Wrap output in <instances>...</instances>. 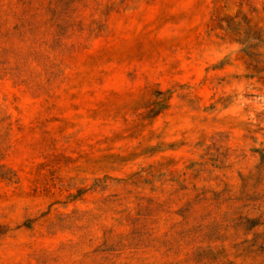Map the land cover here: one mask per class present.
Segmentation results:
<instances>
[{
  "label": "rangeland",
  "instance_id": "obj_1",
  "mask_svg": "<svg viewBox=\"0 0 264 264\" xmlns=\"http://www.w3.org/2000/svg\"><path fill=\"white\" fill-rule=\"evenodd\" d=\"M0 264H264V0H0Z\"/></svg>",
  "mask_w": 264,
  "mask_h": 264
}]
</instances>
